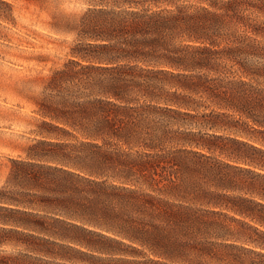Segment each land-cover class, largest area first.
I'll list each match as a JSON object with an SVG mask.
<instances>
[{
    "label": "trees",
    "instance_id": "obj_1",
    "mask_svg": "<svg viewBox=\"0 0 264 264\" xmlns=\"http://www.w3.org/2000/svg\"><path fill=\"white\" fill-rule=\"evenodd\" d=\"M79 1L82 11L58 16L54 29L85 41L71 54L87 64L55 71L45 86L54 94L38 104L44 124L74 143H39L58 151L37 158L60 166L13 161L14 179L32 188L0 197V246L55 257L67 248L58 240L91 248L94 236L126 247L127 264H200L215 245L207 239L230 236L204 207L264 227V203L209 189L237 187L192 149H210L199 134L181 130L199 119L214 128L200 109L230 112L235 132L259 146L238 144L264 156V0ZM257 194L264 201V188ZM253 231L246 242L264 250V231ZM36 261L50 264L27 254L0 264Z\"/></svg>",
    "mask_w": 264,
    "mask_h": 264
},
{
    "label": "rangeland",
    "instance_id": "obj_2",
    "mask_svg": "<svg viewBox=\"0 0 264 264\" xmlns=\"http://www.w3.org/2000/svg\"><path fill=\"white\" fill-rule=\"evenodd\" d=\"M2 1L9 6L0 4V197L2 195L16 197L19 192L30 191L32 186L29 183L21 184L14 179L16 174L13 173L15 169L13 161H28L33 158L35 163L60 166L52 160L37 158L39 155H49L47 153L58 151L56 148L39 143H74V139L67 134L50 130L44 124L49 122V119L40 115L38 104L46 94H54L50 90L45 91V86L55 71L73 67L70 65L71 61H77L80 65L87 64L80 58H73L71 54L72 51L84 53L86 50L82 45L85 41L54 29L58 16L79 14L85 5L79 0ZM259 19L263 18L259 17ZM75 69L79 70L80 67ZM212 110V107L200 109L197 115L206 113L209 114L211 121L216 119L214 128L208 126L209 124H203L202 119L181 128L199 134L196 138L202 140L210 149L194 147L192 149L207 156L209 162L219 167L237 187L236 190H217L213 186L209 189L229 196L249 198L257 204H263L264 201L257 193L264 188L262 178L264 156L248 151L238 142L248 141L256 146L259 144L235 132L236 115L217 110L228 115L220 114L214 117L213 113L210 114ZM46 131H51L52 135L46 134ZM250 160L257 164H251L248 162ZM243 185H252L253 194H245L238 190ZM0 205L6 206L1 202ZM204 208L222 214L218 218L227 225L229 232H226L228 233L226 235L230 236L225 238L212 236L207 239L215 245L211 246V253L206 258L197 260L200 264H264V256H262L264 250L245 240L246 235L256 237L257 233L253 229L264 231V227L223 208L213 206ZM234 218L245 222L251 226V229L238 223ZM87 228L120 240L111 233L93 227ZM212 235L222 234L213 228ZM88 238L94 241L91 248L58 240L59 245L67 248L54 249L61 253L60 256L55 257L29 253L22 245H3L0 246V263L11 261L21 254L41 258L50 264H127L128 260L134 259L130 254L120 252H129V250L117 244L118 242L114 243L94 236ZM123 241L128 244L126 240ZM144 252L147 257L154 258L149 252L145 250ZM218 253L221 254V258L215 261L214 256ZM188 259L195 261L197 258L190 256Z\"/></svg>",
    "mask_w": 264,
    "mask_h": 264
}]
</instances>
